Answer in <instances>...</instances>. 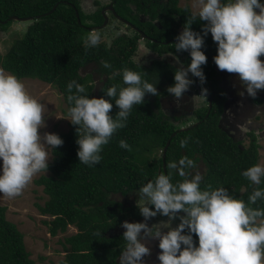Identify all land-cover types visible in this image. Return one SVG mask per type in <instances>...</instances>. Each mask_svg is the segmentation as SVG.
I'll list each match as a JSON object with an SVG mask.
<instances>
[{
    "label": "trees",
    "instance_id": "1",
    "mask_svg": "<svg viewBox=\"0 0 264 264\" xmlns=\"http://www.w3.org/2000/svg\"><path fill=\"white\" fill-rule=\"evenodd\" d=\"M112 1L116 10L125 17H129L126 14L131 10L130 3L145 13L150 10L161 20L164 29L150 24L146 30L148 24L143 26L137 18L133 22L146 33L149 31L153 37L160 33L165 40L173 35L171 18L174 19L173 24L177 22L183 26L188 19H193L190 7L179 6L180 0ZM55 5L56 9L48 14ZM76 10L81 22H78ZM14 15L35 16V19L23 36L16 38L4 54L0 53V69L15 73L19 78H37L56 86L64 96L67 113L70 107L67 83L71 80L84 84L90 96L111 99L105 90L113 84H122L121 70L124 68L139 72L142 79L156 84L157 89L167 79L174 78L175 69L164 62L155 61L152 67H145L134 60L139 47V34L118 35L111 46L100 41L97 46L85 49L83 41L90 31L83 26L86 22L79 0H0V29H7L13 22L8 19ZM91 18L93 25L103 21L100 11ZM205 23L196 16L191 28L203 35ZM202 50L207 62L201 66L206 79L203 83L200 81V86L211 93L213 104L209 112L208 108L199 112V123L190 129L177 132L176 126L164 119L159 109V95L153 101L149 98L152 94H146L143 104L133 106L126 126L118 129L109 143L103 146L102 160L95 166L79 162L77 125L70 122L69 129L59 133L64 143L52 149L53 157L48 168L50 173L35 179V183L42 186L48 196L44 204L36 203V207L41 214L51 217L44 223L52 236L66 232L70 225L77 228V232L66 236L61 242L66 252L65 264H119L126 242L122 237L124 231L118 234H113V231L125 219L139 221L143 216L137 205L138 197L133 201H119L114 195H138L141 184L158 175L162 157L158 160L152 158L145 163L144 151L152 146L164 148L175 131L177 133L167 150V163L175 160V155H197V158L204 159L208 169L201 181L202 189L208 185L213 188L223 186L247 202L256 187L264 188V181L254 185L242 175L244 170L258 162L255 141L250 152L241 150L217 124L223 100L220 89L211 82L215 74L213 58L217 54V44L210 32L204 36ZM103 61H107L111 67L104 68ZM91 69L98 74L96 77ZM112 102L110 114L115 116L119 109L114 100ZM122 139L131 146V150L119 146ZM183 139L187 140V144L181 148L180 141ZM243 186H246V190L241 192ZM251 206L264 209V199H258ZM6 211L7 206L0 204V264H35L23 232L8 219ZM193 239L198 243L195 234Z\"/></svg>",
    "mask_w": 264,
    "mask_h": 264
},
{
    "label": "clouds",
    "instance_id": "2",
    "mask_svg": "<svg viewBox=\"0 0 264 264\" xmlns=\"http://www.w3.org/2000/svg\"><path fill=\"white\" fill-rule=\"evenodd\" d=\"M196 4L198 11L185 22L174 44L177 51H190L191 62L176 68L168 93L177 99L182 97L193 83L189 73L199 77L201 83L205 81L201 66L207 56L202 46L204 36L210 32L217 44L213 58L217 67L238 74L247 94L255 97L258 90L264 89V60L260 59L264 54V0H196ZM197 15L206 21L203 35L191 28ZM99 43L100 34L96 31L87 33L83 41L85 49ZM102 66L111 67L107 61ZM121 75V85L113 84L105 90L111 99L90 96L86 86L76 80L67 83V119L78 126L80 163L90 167L99 164L103 146L126 126L133 106L143 104L146 94L159 95L156 84L142 79L139 72L124 68ZM113 100L119 109L115 116L110 114ZM44 124L40 100L15 73L0 69V195L19 196L34 175L47 172L51 158L48 149H56L64 141L57 133H41L39 129ZM186 144V139L180 141L181 148ZM119 146L131 150L123 139ZM195 166V161L184 155L167 163V173L161 172L141 184L137 205L144 220L122 222L126 243L119 264H145L143 257L150 253L142 242L146 237L159 240L158 264H264V209L251 206L264 199V188L256 187L247 202L223 186L208 185L202 189V174L189 171ZM173 170L182 178L175 183ZM242 175L260 185L264 181V165L254 163ZM140 200L145 203L141 205ZM181 210L184 215L179 214ZM157 214L168 219L149 226L148 219ZM177 217L180 222L172 227Z\"/></svg>",
    "mask_w": 264,
    "mask_h": 264
},
{
    "label": "flooded vegetation",
    "instance_id": "3",
    "mask_svg": "<svg viewBox=\"0 0 264 264\" xmlns=\"http://www.w3.org/2000/svg\"><path fill=\"white\" fill-rule=\"evenodd\" d=\"M82 1L83 0H79V6L82 10L83 15L85 16L86 23L83 24V26L88 28L90 32L91 31L97 32V30L99 31L104 28V27L101 28L99 26H101L104 22V13H105L106 16L108 17V23L105 26L109 25L112 21H117L119 24L125 26L126 29L130 30L132 33V34H127L125 31L120 35L135 36L136 34H139L140 37H137L138 42L140 40H144L145 41L144 47L148 51L146 54L147 55L146 62H144V60H142V62L136 61L135 58L137 56L138 50L141 45L139 43L138 50L134 55V60L138 64H141L145 67L146 66L152 67V64L155 61H158V62H164L167 65H169V67L176 70V68L181 66V63L186 67L191 62L190 51L188 50L177 51L175 48H173L178 34L183 30L184 27L183 25H179V23L177 22H174L173 24L174 21L173 18H171L172 24L170 26V29L172 28L173 30L172 31L173 35H171V37L165 40L163 39L162 35L160 33H157L154 29L152 32L155 35L157 33L156 35L157 37L156 36L153 37L152 35H149L150 33L149 31H147L146 33L145 30L139 27L140 25H137L135 22H133V19L137 18L138 21L143 26L148 24V27L147 26L145 27L146 30L150 28L149 26L150 24H152L155 28L164 29V26L161 24V20L157 16H154V14H152L150 10H147L145 13L141 11V9H139L135 4L130 3L129 7L131 10L126 14L129 17H125L116 10L114 1L109 0V2H107L106 4L95 6V8L91 12H84V7H83L84 4L82 3ZM86 1H91L93 4H98V0H86ZM72 6L74 7L73 4ZM98 11L101 12L103 21L100 24L93 25L92 24L93 19L91 18V16L97 13ZM77 13L79 14L78 10H76V15ZM119 16L121 17V19L119 18ZM77 17L78 19H80L79 18L80 15ZM78 22H81V19L80 21L78 20ZM149 41L154 42V44L156 45L154 44L152 45ZM177 53L181 55V58L175 56ZM149 56H152L153 58ZM91 71L95 77L98 75L94 69H91ZM189 78L193 81V83L190 85L188 90L185 91L183 96L180 97L179 99L175 98L172 94L168 93L167 91V88L170 85L174 84V78L173 80L167 79L166 82H164L163 84H161V86L158 87L159 109L163 112L164 119H166L168 122L176 126L177 132H180L179 130L181 128L193 127L194 125L199 123L200 121L199 112L204 108H208L207 110L209 112L213 104V96L211 95V93L208 91L206 93H203V89H201L200 86V81H201L200 78L191 75V73H189ZM211 82L212 84L215 83L217 88L220 89L221 91L220 94L223 100L218 115V121H217L218 126L241 150L250 152L251 146L255 141V145H257V151L259 155L257 163H259L260 158L264 155V106H263L264 91H258L255 97L249 96L246 90L244 89V86L242 85L238 74L229 73L226 70H220L216 64H215V74H213V77L211 78ZM194 84L195 86H193ZM241 91L244 92L243 95L240 94ZM203 95H205L206 97ZM149 98L150 100L155 101L156 95H152ZM199 99H202V102H204L202 105L196 104L199 101ZM208 114L209 113H207V115ZM259 114L262 115L261 119L258 118ZM191 117H193V119L189 120ZM188 121H193V122L189 123ZM177 132L175 131L173 133H177ZM163 150L164 148L161 150V156H160L162 157V167L161 169L159 168L158 174L161 172L167 173L169 171L167 169V160H166L167 153L164 159L166 163V171L163 166L164 165ZM197 157L199 156L193 155L189 157L193 159L196 164V166L193 169H190L189 171L191 173L197 171L200 172L204 166L205 171L207 173L208 167L206 162L204 161V159H199ZM159 158H155V159L158 160ZM173 158L178 161L180 157L175 155ZM206 173L203 175V178L206 175ZM177 179L180 180L182 178L176 175L175 171L173 170V181L175 180L177 181ZM242 188L244 190L241 189V192H244L246 190V186H243ZM137 196H139V194ZM180 215H184V214H180ZM143 220L144 217L141 218V220L139 221H143ZM165 220L167 219L165 218ZM179 222L180 221L178 218L174 219L172 221V227L178 225ZM148 224L149 226L152 225V223H148ZM164 231H167V229H164ZM142 242H145L150 248V253L144 256L143 260L146 261L147 264H158V253L161 251V249L158 246L159 240L146 237L143 239Z\"/></svg>",
    "mask_w": 264,
    "mask_h": 264
},
{
    "label": "rangeland",
    "instance_id": "4",
    "mask_svg": "<svg viewBox=\"0 0 264 264\" xmlns=\"http://www.w3.org/2000/svg\"><path fill=\"white\" fill-rule=\"evenodd\" d=\"M107 2H109V0H98V4H93L91 1L83 0L82 3L84 4V12H91L95 6L103 5ZM179 5L182 7H190L192 13L198 11L196 0H180ZM30 23L31 21L14 20L7 29H0L1 54H4L9 49L16 38L24 35ZM125 31L127 34H132L130 30L126 29L125 26L119 24L117 21H112L103 29L99 31L97 30L100 34V41L108 43L110 46L112 45V41ZM139 43L141 45L135 60L138 62H142V60H144V62H146V54L148 50L144 47L145 41L140 40ZM175 56L181 58V55L178 53ZM149 57L153 58L152 56ZM260 59L264 60V54L261 55ZM21 79L24 81L27 90L32 95L37 97V99L40 100L44 106L45 124L39 129V131L41 133L54 132L57 134L67 131L70 127V120L67 118L70 117L67 113V105L64 100V96L58 88L37 78L25 77ZM193 86H195V84ZM258 91L262 90L260 89ZM203 103L202 99H199L196 104L202 105ZM258 118L261 119L262 115L259 114ZM192 119L193 117L189 120ZM188 122L192 123L193 121ZM162 148V146H152L150 150L144 151V154L146 155L144 162L148 163L152 158H159L161 156ZM48 151L51 156L49 160L50 162L53 157L52 148H49ZM0 163H2V161H0ZM259 163L264 165V155L260 158ZM49 173L50 172L47 170V172L41 171L34 175L31 182L25 187L22 194L19 196L8 198L0 195V204L7 206L6 214L8 219L13 221L23 232L27 249L30 251L31 258L34 259L35 264H65L63 260L66 252L64 251L61 242L66 236L77 232V228L70 225L66 232H60L58 235L52 236L49 233L47 225L44 223V220H50L51 217L41 214L36 207V203L44 204L48 199V196L43 192V187L35 183V179L39 178L42 174L48 175ZM195 173L196 172H193L192 174ZM200 173L202 174V177L206 173L204 166ZM242 190L244 189L242 188ZM137 197L139 196H137L136 193L128 197L114 195V198L119 201H133ZM139 203L142 205L145 201L140 200ZM149 206L154 208V205ZM165 218L168 219L167 216L157 214L155 217L149 218L147 222L153 224L158 221L165 220ZM123 230L125 229L119 225L114 229L113 234H118ZM145 264H147L146 261Z\"/></svg>",
    "mask_w": 264,
    "mask_h": 264
},
{
    "label": "water",
    "instance_id": "5",
    "mask_svg": "<svg viewBox=\"0 0 264 264\" xmlns=\"http://www.w3.org/2000/svg\"><path fill=\"white\" fill-rule=\"evenodd\" d=\"M56 9V5L54 6V8L50 11V12H48V14L49 13H51V12H53L54 10ZM104 13V12H103ZM77 16H79V14L77 13ZM39 17V16H38ZM119 18L121 19V17L119 16ZM35 19V16H28V17H19V16H16V15H14V16H11L8 20H17V21H32V20H34ZM79 21H80V19H78ZM108 23V17L106 16V14L104 13V22H103V24L101 25V26H99V27H101V28H103V27H105V25ZM191 127H184V128H181L179 131L181 132V131H186V130H188V129H190ZM174 135H176V133H173V135L168 139V141H167V143H166V145H165V147H164V150H163V160L165 159V155H166V153H167V150H168V147H169V145H170V143H171V140H172V137L174 136ZM164 169H165V171H166V163H165V160H164ZM180 214H185L183 211H181L180 212Z\"/></svg>",
    "mask_w": 264,
    "mask_h": 264
}]
</instances>
